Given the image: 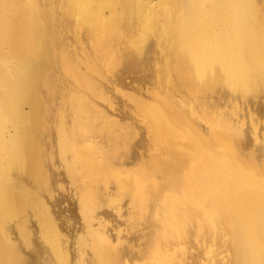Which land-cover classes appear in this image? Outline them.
<instances>
[{"label":"bare ground","instance_id":"bare-ground-1","mask_svg":"<svg viewBox=\"0 0 264 264\" xmlns=\"http://www.w3.org/2000/svg\"><path fill=\"white\" fill-rule=\"evenodd\" d=\"M228 85L264 89V0H0V264H264Z\"/></svg>","mask_w":264,"mask_h":264},{"label":"rangeland","instance_id":"rangeland-1","mask_svg":"<svg viewBox=\"0 0 264 264\" xmlns=\"http://www.w3.org/2000/svg\"><path fill=\"white\" fill-rule=\"evenodd\" d=\"M135 75H134V77H133V73H131V74H128L127 75V81H130L131 79H136V77H139V76H141L142 75V73L141 72H139V71H137V73H134ZM137 74H138V76H137ZM132 77V78H131ZM129 79V80H128ZM133 83H135L136 84V82H133ZM220 83V84H219ZM223 82L222 81H220V82H218V84H216L217 86L215 87V85L212 87V88H215V89H213V90H215V92L210 96V98L207 100V101H209L210 103L208 104V105H211V104H213L214 105V103L215 102H217V100H218V98L217 97H220V95H219V93L218 92H223L224 91V88H222L223 87V84H222ZM221 85V86H220ZM230 86L231 85H228L227 87L230 89ZM239 88H241L240 86L239 87H232L231 86V93L233 94V93H236L235 95H237V96H235V97H230V96H228L225 100H222V99H219L220 100V104L218 105V107H219V109H221V110H224V109H227V108H229V107H225L226 105H224V102L226 101V102H230L231 100H232V102L234 103V101L236 102V106H237V108H238V110L241 112V113H252L254 110H256V108L257 107H260L261 109H262V103L261 102H264V89H260V90H257V91H253L252 92V90H250V92H249V94H248V96H246L247 95V93L248 92H246L245 93V91H242V90H240ZM221 89V90H220ZM234 89V90H233ZM263 90V91H262ZM218 91V92H217ZM240 91V92H239ZM258 92V93H257ZM239 93V94H238ZM241 93V94H240ZM244 93V94H243ZM251 93H254V94H251ZM199 93H196V95H198ZM243 94V95H242ZM251 94V95H250ZM260 94V95H259ZM216 95V97L214 98V96ZM255 95V96H254ZM242 96V97H241ZM238 97V98H237ZM241 97V98H240ZM249 99V100H248ZM255 99H256V101H255ZM250 100H251V102H250ZM222 101H224V102H222ZM258 102V103H257ZM223 104V105H222ZM242 105V106H241ZM215 106H217V104L215 103ZM222 106V107H221ZM243 107V108H242ZM240 108V109H239ZM244 109V110H243ZM246 110V111H245ZM225 111V110H224ZM227 111H229V109H227ZM247 113V114H248ZM247 117H249V115H247ZM36 264V263H35Z\"/></svg>","mask_w":264,"mask_h":264}]
</instances>
